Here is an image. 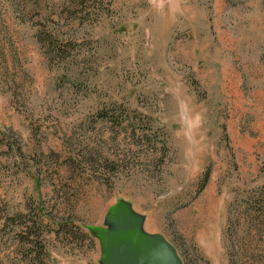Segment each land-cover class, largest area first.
<instances>
[{
  "label": "rangeland",
  "instance_id": "1",
  "mask_svg": "<svg viewBox=\"0 0 264 264\" xmlns=\"http://www.w3.org/2000/svg\"><path fill=\"white\" fill-rule=\"evenodd\" d=\"M119 200L264 264V0H0V264H100Z\"/></svg>",
  "mask_w": 264,
  "mask_h": 264
},
{
  "label": "water",
  "instance_id": "2",
  "mask_svg": "<svg viewBox=\"0 0 264 264\" xmlns=\"http://www.w3.org/2000/svg\"><path fill=\"white\" fill-rule=\"evenodd\" d=\"M143 220L125 200L109 207L107 224L93 228L101 244L100 264H185L162 233L144 230Z\"/></svg>",
  "mask_w": 264,
  "mask_h": 264
},
{
  "label": "trees",
  "instance_id": "3",
  "mask_svg": "<svg viewBox=\"0 0 264 264\" xmlns=\"http://www.w3.org/2000/svg\"><path fill=\"white\" fill-rule=\"evenodd\" d=\"M209 175V170H206V172L204 173V178H203V182L201 184V186H203L208 178Z\"/></svg>",
  "mask_w": 264,
  "mask_h": 264
},
{
  "label": "clouds",
  "instance_id": "4",
  "mask_svg": "<svg viewBox=\"0 0 264 264\" xmlns=\"http://www.w3.org/2000/svg\"><path fill=\"white\" fill-rule=\"evenodd\" d=\"M199 119H200V117H199V116H197V117H196V120H197V122L199 121Z\"/></svg>",
  "mask_w": 264,
  "mask_h": 264
}]
</instances>
